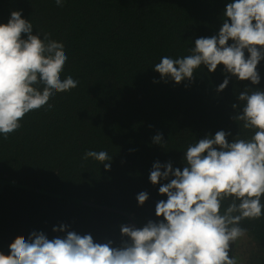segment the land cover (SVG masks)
Here are the masks:
<instances>
[{"label":"trees","instance_id":"16d2710c","mask_svg":"<svg viewBox=\"0 0 264 264\" xmlns=\"http://www.w3.org/2000/svg\"><path fill=\"white\" fill-rule=\"evenodd\" d=\"M224 5L225 0H65L58 7L55 0H0V23L22 9L34 34L48 32L64 43L68 61L61 78L79 81L50 99L51 110L46 105L28 113L17 132L6 140L0 136V251L7 253L17 235L27 238L32 230L49 239L63 235L52 231L61 223L118 245L121 224L133 220L140 227L156 219L155 203L167 198L148 179L156 160L182 168L187 146L208 133L250 135L231 119V105L250 81L230 80L216 93L222 65L214 73L198 69L188 87L187 81H160L153 69L162 56L188 55L195 39L215 34ZM258 70L256 87L264 88V60ZM158 132L163 148L152 143ZM88 150L113 156L111 171L83 160ZM140 191L149 193L143 206L136 201ZM241 226L248 233L232 246V255L240 264H264V217Z\"/></svg>","mask_w":264,"mask_h":264},{"label":"clouds","instance_id":"9594fccd","mask_svg":"<svg viewBox=\"0 0 264 264\" xmlns=\"http://www.w3.org/2000/svg\"><path fill=\"white\" fill-rule=\"evenodd\" d=\"M55 3L62 7L65 0ZM222 17L218 31L195 39L190 54L162 56L153 69L160 81H187L188 87L198 69L214 73L222 65L224 79L216 93L230 80L250 81L231 105V119L250 135L223 129L208 133L187 146L182 168L156 160L148 179L167 198L155 203L156 219L140 227L121 224L124 239L118 245L61 223L52 231L63 235L52 239L42 230H32L27 238L17 235L7 253L0 251V264H240L232 246L247 236L241 222L264 217V88L256 87L264 60V0H225ZM33 28L22 9L0 23V136L5 140L28 113L46 105L51 110L50 99L79 83L71 75L61 78L68 61L64 43L48 32L34 34ZM164 142L163 133L152 137L162 148ZM82 159L111 171L113 156L105 150H88ZM148 200L147 191L136 194L138 206Z\"/></svg>","mask_w":264,"mask_h":264},{"label":"water","instance_id":"95a60500","mask_svg":"<svg viewBox=\"0 0 264 264\" xmlns=\"http://www.w3.org/2000/svg\"><path fill=\"white\" fill-rule=\"evenodd\" d=\"M127 224H129V225H135L136 227H138V226H137V223L134 222L133 220H130L129 223H127Z\"/></svg>","mask_w":264,"mask_h":264}]
</instances>
